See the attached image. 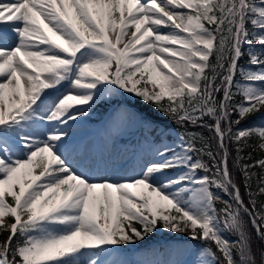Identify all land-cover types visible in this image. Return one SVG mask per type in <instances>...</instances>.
Returning <instances> with one entry per match:
<instances>
[{"label":"snow or ice","instance_id":"obj_1","mask_svg":"<svg viewBox=\"0 0 264 264\" xmlns=\"http://www.w3.org/2000/svg\"><path fill=\"white\" fill-rule=\"evenodd\" d=\"M93 105L155 134L134 177L72 141ZM160 231L264 264V0H0V264H132Z\"/></svg>","mask_w":264,"mask_h":264},{"label":"rangeland","instance_id":"obj_2","mask_svg":"<svg viewBox=\"0 0 264 264\" xmlns=\"http://www.w3.org/2000/svg\"><path fill=\"white\" fill-rule=\"evenodd\" d=\"M66 89L63 85L59 92H66L68 90ZM134 100L136 99L128 97L125 101V106L128 107L129 111L140 113L132 105V101ZM97 109H106L107 114L110 113L113 116L112 107L93 105V110L87 116L89 122L86 126H69V131L73 133L71 134L72 141L77 142V145L87 140L91 142L93 149L89 157L94 155L96 148H102L107 158L116 163L119 171H126V176L131 173V177H134L139 170L140 164L143 162V157L146 155L145 138L141 140L138 138L141 129L137 126H131L122 134L117 135L111 128V122H107L105 116H100L95 113ZM83 120L85 119L80 121ZM166 133L169 139L165 142L172 144L178 133L174 131H166ZM134 143L139 146L137 148L136 146L132 147ZM173 146L175 145L173 144ZM6 222L11 223V218H6ZM198 244L199 242L190 241L182 234L173 235L160 231L149 236L143 244L129 247L122 251V258L132 262V264H139V262L143 261H159L163 262V264H176L177 262L180 263L181 259L182 264H191L194 259L193 252L198 247ZM178 250H180V253H177Z\"/></svg>","mask_w":264,"mask_h":264},{"label":"bare ground","instance_id":"obj_3","mask_svg":"<svg viewBox=\"0 0 264 264\" xmlns=\"http://www.w3.org/2000/svg\"><path fill=\"white\" fill-rule=\"evenodd\" d=\"M64 86H65V88H67L68 89V85L67 84H64ZM66 89V90H67ZM60 90V89H59ZM57 95V94H59V93H57V92H53V91H50L49 92V96L48 97H46V100H48V99H50L52 96H54L55 94ZM52 94H54V95H52ZM89 118H85V120H83V121H78L76 124H70L69 126H81V127H83V126H86L87 124H88V122H89V120H88ZM71 134H73V133H71ZM73 136V135H72ZM75 144H77V142H74ZM81 148H84V147H86L87 148V150H88V155H90V153L92 152V143L91 142H89L88 140L87 141H84V142H82V143H79L78 144ZM95 152H94V155L93 156H90L89 158H96V159H101V158H103V159H105V160H109L108 158H107V156L104 154V150L102 149V148H100V147H98V148H96L95 150H94ZM79 159V153H76L75 154V158H73V157H69V162L70 163H72L73 164V166H77V160ZM110 161V164H109V166H108V169H107V171L105 172L103 169H101V175H104V176H107V177H111L112 179H119V178H121V177H126V178H131V173H129L128 174V176H126V171H119L118 169H117V167H116V163L113 161V160H109ZM93 178H96V177H93ZM11 202V201H10ZM180 250H178L177 251V253L179 252ZM180 253V252H179ZM121 255H120V257L122 258V252L120 253ZM123 259V258H122ZM184 262V261H183ZM176 264H182V259L180 260V263L179 262H177Z\"/></svg>","mask_w":264,"mask_h":264},{"label":"trees","instance_id":"obj_4","mask_svg":"<svg viewBox=\"0 0 264 264\" xmlns=\"http://www.w3.org/2000/svg\"><path fill=\"white\" fill-rule=\"evenodd\" d=\"M133 105L136 107V109L138 111H140L143 115L149 116L152 121L153 124L156 128L160 129L162 128V130H174L177 133L179 132L178 129H176V127L174 125H171L169 122H167L164 118H162L158 113H156L154 110H152L150 108V106L144 105L142 102H139L137 99L133 102ZM100 112H104V110H100ZM140 136L147 138V139H155V134L150 133L147 130H142L140 132ZM251 143H253V145L255 144L254 141H251ZM249 151H252V149H246L245 150V155H247V153ZM261 156V153L259 152V150L256 151H252V157L253 159L259 158ZM253 171L259 172V169H253ZM253 186L255 187V180L253 181ZM242 193H243V188L241 189ZM5 234H3L0 238V240L4 239Z\"/></svg>","mask_w":264,"mask_h":264}]
</instances>
